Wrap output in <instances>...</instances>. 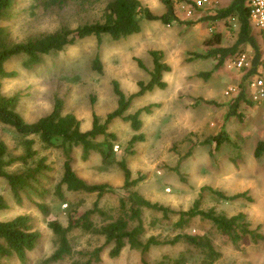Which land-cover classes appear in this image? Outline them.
<instances>
[{
	"label": "rangeland",
	"instance_id": "374dc122",
	"mask_svg": "<svg viewBox=\"0 0 264 264\" xmlns=\"http://www.w3.org/2000/svg\"><path fill=\"white\" fill-rule=\"evenodd\" d=\"M111 1L68 0L61 9L43 11L32 9V0H17L2 23L11 41L18 43L63 27L73 30L85 24L101 22L104 10ZM140 1L156 15L165 12L161 0ZM229 4L230 0H223L220 8ZM215 14L213 12L212 15ZM180 18L171 25L142 19L140 33L118 41L107 35L102 36L101 41L96 37L78 41L62 52L43 56L41 62L30 70L23 68V57L14 58L6 64V68L15 71L17 76L0 78L1 92L8 97L18 96L17 110L27 122H35L49 114L55 99L60 98L63 114L75 115L81 122V129L86 131L91 128L93 114L104 122L107 115L117 108L114 82L127 96L140 91V82H149L153 68L151 52H159L161 62L171 68L163 75L166 88L146 91L134 98L126 113L133 114L150 106L151 113L141 115L142 129L139 133L145 136L144 141L129 147V141L135 134L130 122L116 119L109 125V130L117 137L111 163L103 164L101 156L95 152L84 161L81 148H74L73 168L88 184H107L113 189L99 202L100 208L107 211L116 210L119 200L129 194L124 188L122 161L130 169L132 180L141 179L132 190L151 202L175 210L191 209L202 188H206L201 208L227 218L243 213L249 228L256 232L257 240L244 236L234 244L211 222L199 217L185 232L212 240L220 253L214 264H264V151L259 157L255 155L258 144L264 143V104L252 107L241 103L238 108L241 117L229 115L234 99L224 93L236 82L243 85L246 76L226 69L229 57L220 63L219 56H210L215 46L207 45L206 41L212 34L220 33L221 43L218 46L232 47L238 36L235 22L229 26L227 19L216 22L211 19L186 21L181 12ZM249 47L242 45L238 52L250 50ZM97 55L103 67L101 73L92 67ZM218 138H221L220 145L217 144ZM0 142L7 147L6 160L24 154L21 138L13 128L2 123ZM35 149L38 151L36 161L44 157L46 163L53 167L44 181L49 194L43 198L32 195L19 204L8 182L0 178V195L8 205L0 212V219L29 215L42 235L37 248L29 253L25 263L13 258L8 264H43L56 249L49 222L57 220L66 226L71 216L78 217L91 209L98 198L96 194L86 193H65L64 199L58 197L55 186L63 174V151L45 148L38 140ZM6 170L22 173L25 166L15 162ZM208 188L227 196L247 192L249 199L225 201L214 196ZM40 202L48 208V215L37 207ZM150 214L147 212L144 217L148 235L159 236L161 240L172 239L177 232L173 233L165 226L152 228L150 220L153 216ZM91 237L81 231L71 234L72 260H86L88 256L82 257V253L102 244L91 240ZM190 251L197 253L195 249L181 244L154 247L145 255L126 249L119 257L111 258L105 250L100 264H144L143 259L147 264L162 261L164 264H175L183 256L187 258L184 264H194L191 257H187ZM72 260L63 264H71Z\"/></svg>",
	"mask_w": 264,
	"mask_h": 264
},
{
	"label": "trees",
	"instance_id": "16d2710c",
	"mask_svg": "<svg viewBox=\"0 0 264 264\" xmlns=\"http://www.w3.org/2000/svg\"><path fill=\"white\" fill-rule=\"evenodd\" d=\"M32 9L49 11L63 8L68 0H32ZM87 1V0H82ZM165 12L161 15L154 14L149 8L144 7L140 0H112L104 10V18L101 22L85 24L76 29L60 28L52 33L27 38L25 41L14 43L11 41L9 32L3 25L5 18L12 11L17 0H0V78H15V71H8L6 64L14 58L23 57L22 66L30 70L37 66L43 56L51 53H59L66 48L73 46L78 41L96 37L101 41L102 36H109L112 40L118 41L141 31V20L146 19L151 22H160L163 25H171L181 20L180 10L174 0H161ZM178 2L187 0H177ZM250 0H231L226 8L217 7L215 11L200 9L196 19H211L213 22L227 19L229 26L235 22L237 27V40L230 48H220L221 34L215 33L206 41L209 46H215L210 52V56H219L218 62H223L227 57H232L240 53L239 47L242 45L250 46L245 52L252 56V66L243 72L245 83L250 77L258 72V68L263 63V53L261 42L257 32L254 31L250 20L249 10ZM213 12L216 14L213 16ZM205 15H210L206 16ZM232 20V22H231ZM187 21V20H186ZM251 52V53H250ZM153 68L150 71V80L147 84L140 82V91L137 94L127 96L114 82V92L118 97L117 108L109 113L104 122H101L96 114H93L92 125L89 130L81 129V122L73 114H63V101L56 98L52 111L39 118L35 122H27L18 112V96H5L1 92L0 85V123L8 125L14 129L21 138L24 154L17 158L6 160L7 147L0 142V178L5 179L10 187L16 202L21 204L25 198L30 199L32 195L39 198L49 194V190L44 186V181L49 177V172L53 167L46 163L47 159L42 157L36 161L38 151L35 149L37 140L45 148H55L63 151V174L55 186L58 197L64 199L65 193H86L96 194L97 200L91 209L84 211L80 216H71L65 226L59 221H51L48 227L55 236L56 249L54 253L43 264H63L66 260L73 259V248L71 234L81 231L92 236L90 239L102 242L92 251L82 253L88 256L84 261L72 260L71 264H100L101 255L108 250L111 258H117L123 250H137L142 255L148 253L154 247L185 245L197 251L192 254L190 251L187 257H191L194 264H214L220 257V253L215 249L212 240L206 236L192 235L185 232L191 227V223L196 218L207 220L213 224L217 231L237 244L244 236L257 240V234L251 230L250 225L245 222V215L239 213L227 218L219 216L212 210L201 208L203 192L202 188L199 198L193 207L187 211L175 210L166 207L158 202H151L144 198L139 192L132 190L141 179L132 180V173L125 161L120 162L124 172V188L128 191V196L119 200L116 210H104L100 208V200L113 189L107 184H88L80 178L73 168V149L81 148L82 159L87 161L92 154L98 153L102 163H111L114 143L117 141L116 135L109 130V125L116 119L129 121L135 133L129 141V147L137 142H142L145 136L139 133L142 129V113L150 114V106L137 110L133 114H126L130 109L132 100L144 95L146 91L154 89H165L167 83L163 80V75L170 72L171 68L161 62V55L157 51H152ZM138 64L143 67L141 62ZM93 69L99 73L103 67L100 57L97 55L93 61ZM245 89V88H244ZM229 115H237L241 103L249 104L253 107L244 91L237 98H234ZM158 106V105H156ZM217 144H221V138L217 139ZM264 151V143L260 142L255 155L259 157ZM15 162H21L25 166L22 173H12L6 170L7 166ZM209 191L225 201L233 202L238 199L247 198V192L227 196L223 192L208 188ZM37 207L48 215V208L45 204L37 203ZM8 205L5 198L0 195V212L6 210ZM151 213L152 219L150 226H165L173 233L177 232L172 239L161 240L159 236L148 235V228L145 225L144 217L146 213ZM148 215V214H147ZM42 235L36 230L33 219L29 215H18L10 220L0 219V264H8L15 258L21 263L28 260L29 253L33 252L40 243ZM194 255V256H193ZM198 255V256H197ZM187 258L184 256L176 260L175 264H184ZM190 259V258H189ZM144 264H147L143 259ZM183 263H182V262ZM158 264H164L160 262Z\"/></svg>",
	"mask_w": 264,
	"mask_h": 264
},
{
	"label": "built area",
	"instance_id": "2783aa9c",
	"mask_svg": "<svg viewBox=\"0 0 264 264\" xmlns=\"http://www.w3.org/2000/svg\"><path fill=\"white\" fill-rule=\"evenodd\" d=\"M223 0H187L176 2L177 7L186 20L195 19L200 9H209L215 11L221 5ZM250 20L255 32H257L263 53V63L258 68V72L250 77L245 83V89L238 82L236 85L229 87L225 91V96L229 98H237L242 91L245 92L253 107L264 104V0H250L249 2ZM252 56L247 52L236 53L229 57L225 63L226 69L243 73L252 66Z\"/></svg>",
	"mask_w": 264,
	"mask_h": 264
},
{
	"label": "crops",
	"instance_id": "0c3cea01",
	"mask_svg": "<svg viewBox=\"0 0 264 264\" xmlns=\"http://www.w3.org/2000/svg\"><path fill=\"white\" fill-rule=\"evenodd\" d=\"M222 2H223V1H222ZM230 3H231V0H230ZM198 16H199V15H196V16H195V19H196ZM250 53H251V52H250ZM228 71H229V70H228ZM234 73L237 74L238 72H235V71H234ZM237 83H238V82H236V84H237ZM236 84H235V85H236Z\"/></svg>",
	"mask_w": 264,
	"mask_h": 264
}]
</instances>
